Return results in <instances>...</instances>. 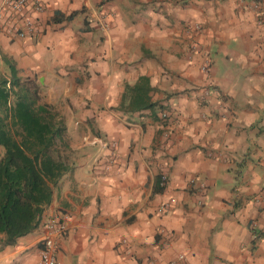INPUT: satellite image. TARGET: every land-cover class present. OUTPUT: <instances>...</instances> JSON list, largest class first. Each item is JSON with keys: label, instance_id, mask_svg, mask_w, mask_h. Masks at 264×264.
<instances>
[{"label": "clouds", "instance_id": "obj_1", "mask_svg": "<svg viewBox=\"0 0 264 264\" xmlns=\"http://www.w3.org/2000/svg\"><path fill=\"white\" fill-rule=\"evenodd\" d=\"M98 2L49 4L66 16L82 7L90 10L79 17L87 16L93 29L83 42L75 29L56 36L38 33L35 46L33 36L25 40L36 60L50 47L47 55L59 57L61 65L81 57L87 62L75 95L65 88L51 100L52 90L41 86L32 93V115L14 125L7 146L0 144V203L6 204L8 185L15 183L34 210L48 209L44 227H56L55 241L37 229L35 244L47 251L42 248L30 264H140L137 257L143 264H219L217 257L239 264L245 255L248 264H264V236L254 253L247 240L250 227L264 229V224H248L258 198L246 200L238 210L231 200L233 188L249 191L236 179L238 172H250V191L264 195V159H258L264 154L239 168L250 147L245 130L264 125V74L252 75L264 63V2L228 0L220 8L186 11L170 6L169 13L175 11L186 25L176 31L156 27V20L168 23L156 12L149 13L153 25L145 31L131 24L124 7L97 8ZM15 11L13 6L5 9L7 15ZM39 15L34 12L29 19ZM245 35L259 43L245 47ZM138 61H143L138 70L125 71ZM14 67L15 57L0 56V69L8 73L9 109L19 101L11 87ZM60 72L66 76L67 68ZM194 87L200 91L177 95ZM153 91L171 96L175 112L168 124L138 116L151 111ZM244 105L257 110L244 112ZM17 150L31 161L39 158L43 184L38 188L15 168L10 176V153ZM192 188L197 191L189 195ZM65 206L73 212L57 211ZM62 218L64 227L78 221L82 230L61 234ZM39 220L36 213L32 223ZM99 220L108 224L104 233L93 227ZM27 246L21 237L15 251L9 246L0 255V264H11Z\"/></svg>", "mask_w": 264, "mask_h": 264}, {"label": "crops", "instance_id": "obj_2", "mask_svg": "<svg viewBox=\"0 0 264 264\" xmlns=\"http://www.w3.org/2000/svg\"><path fill=\"white\" fill-rule=\"evenodd\" d=\"M254 1H258L259 3L264 2V0ZM51 2L52 0H43L44 10L39 16L35 18L37 22V33L35 36H33V46L38 43V39L36 38L38 33L40 35H47L49 31H51L53 36H56L66 31L75 29L77 35L81 39V42L86 40V33L93 31V29L90 28V21L87 16H84L83 19H79V17L84 12H87L90 15V10L86 7H82L80 10H73L70 15L66 16L58 9L50 8L49 4ZM75 2H77V0H69V3ZM251 2H253V0H244V3L246 4ZM2 3L3 0H0V54L7 57H15L16 67L19 69L21 77L29 78L35 81L40 87L43 86V89H51L52 92L49 96V99L54 100L56 96L60 95L65 88L67 89L69 96L75 95L78 89L81 87L82 81L84 79V69L87 67V62L84 60V58L81 57L75 64L64 66L59 62V57L47 55V53L51 52V48L48 47L46 52L43 54L42 59L36 60L32 54L27 51L28 44L25 42L26 38H19L10 31L9 24L6 19V12L1 10ZM227 3L228 0H202V2L201 0H99V2L96 4V7L110 9L112 6L120 5L124 7L131 24L143 28L145 31H150L153 25V17L150 16L149 13L156 12L157 14L164 15L168 21V23L165 24L164 21L156 20V27H164L168 28L169 30L176 31L180 30L181 27H186V25L185 21L180 19V16L177 15L175 11L169 13L170 6L173 9L178 8L180 11H186L189 8H200L203 10L209 6L220 8L222 4ZM30 5L33 6V3L31 2ZM31 6L28 7L27 11L25 12V16L27 17H32L33 13L35 12ZM49 13H52V15H48ZM62 21L66 22L61 24ZM77 25H81V27L77 28ZM104 39H106V37ZM242 39L245 41V47H249L253 43H259V41H251L250 37L247 35L242 37ZM142 63L143 61H138L136 64L126 67L125 71L130 72L133 69L138 70V65ZM34 65H39V67L34 68ZM62 67L67 68L66 76L61 75L60 69ZM262 74H264V63L258 64V66L252 71V75ZM199 91V87H194L192 89H185L184 92L178 93L177 95L190 96L192 92ZM149 99L151 102L148 104V108L151 109V111H143L138 113L139 118L147 122H152L153 118H157L160 123L168 124L169 121L173 119L172 113L175 112V109L169 104L171 96L166 98L163 93L153 91ZM201 103L202 106H207L206 100L202 99ZM242 110L244 112L251 113L256 111L257 108L253 107L252 105H244ZM157 111H159V117H156ZM164 113L167 114L166 120L162 118ZM121 118L123 119V117ZM229 127H231V124H229ZM141 128L145 133H147L148 127L146 123L142 124ZM245 131L246 142L250 144V147L248 149V155L246 159L239 165L240 169L245 168L248 163L253 162V156L257 154H264V125L258 127L254 126L251 130ZM237 135H239V133H237ZM173 159L178 160L179 156H173ZM258 159H264V155L258 156ZM160 175H163V173H160ZM250 175V172L247 175H244L243 172L237 173L236 179L239 180L241 186L249 188V191H238L237 189L233 188L231 200L235 209L238 210L245 206L246 200L257 197L256 213L254 217L248 218V224L260 225L264 224V195L250 191ZM196 191V188H192V191L189 193V195H192V193H195ZM261 191L264 192V189ZM218 199L221 203H228V198L226 197H218ZM57 211L64 212L65 214H71L73 212V208L71 206H65L58 209ZM47 215L48 209L46 208L43 213L41 223L37 228H42L43 234L48 233L47 228L44 227V224L47 222L44 217ZM230 215L234 217L235 211H232ZM228 218V216H225V219ZM135 219L136 217L133 216L132 220ZM235 222L237 224L240 223L239 220H236ZM127 223H131V221H127ZM93 227L99 230L101 233H104L108 228V224H106L104 220H99L94 222ZM37 229H35L32 233L23 236L28 246L24 251H21L14 259L11 260V264H30L32 258L39 254L41 245L35 244V240L38 236ZM72 229H75L77 233H79L82 230V226L78 221H73L68 223L67 232ZM173 232H175V229H173ZM250 233L251 235H249L247 238L249 242V251L254 253L258 248L260 237L264 236V229L250 227ZM159 239L160 237L158 236L157 240ZM16 243L12 245L0 244V255H3L9 246H13L12 250L15 251L14 246ZM241 247H243V245H241ZM233 254L238 256L243 255L239 252H234ZM133 256H136V253H133ZM137 259L140 261V264H143V260L140 257H137ZM148 259L151 260L152 257L148 256ZM217 260L219 264H226V262L220 257H217ZM239 264H248L246 255L242 260L239 261Z\"/></svg>", "mask_w": 264, "mask_h": 264}, {"label": "trees", "instance_id": "obj_3", "mask_svg": "<svg viewBox=\"0 0 264 264\" xmlns=\"http://www.w3.org/2000/svg\"><path fill=\"white\" fill-rule=\"evenodd\" d=\"M4 58L7 56L1 55ZM13 77L11 80L12 90L15 91L19 97L18 106L9 109L7 107L9 100V90L5 88L8 83L6 79L8 73L0 71V144L7 143L15 131L14 125L21 119H27L32 115L33 102L32 93L35 90H40V86L29 78H23L17 67L12 69ZM11 159L9 160V174L12 175V169L15 168L16 172L22 177H26L29 183L38 188L43 184L41 178L42 169L39 166V158L36 161H31L25 154L19 150L15 153H10ZM44 168L49 172L47 161ZM7 202L0 203V244L12 245L23 236L32 233L37 229L41 223L43 213L46 208L32 207V204L25 199L24 192L15 184L8 185ZM36 213L40 214V220L33 224L32 220Z\"/></svg>", "mask_w": 264, "mask_h": 264}, {"label": "built area", "instance_id": "obj_4", "mask_svg": "<svg viewBox=\"0 0 264 264\" xmlns=\"http://www.w3.org/2000/svg\"><path fill=\"white\" fill-rule=\"evenodd\" d=\"M31 2L33 3V6L30 5ZM254 2L259 3L258 1ZM9 6H13L17 9V11H15L12 15L6 14L10 31L22 39L27 38L29 35L35 36L37 33V22L36 20H30V17L25 16V12L27 11L28 7L31 6L35 12L42 13L44 10L43 0H3L1 10L5 12V9H7ZM162 118L166 120L167 114L164 113ZM63 225L64 219L62 218L59 221V230L61 234L67 232V227H64ZM46 228L48 232V240L55 241L56 237L52 235V233L56 231V227L54 226L52 228ZM42 248L47 251V249L44 248V245H41V249ZM177 264H180V262L177 261Z\"/></svg>", "mask_w": 264, "mask_h": 264}, {"label": "rangeland", "instance_id": "obj_5", "mask_svg": "<svg viewBox=\"0 0 264 264\" xmlns=\"http://www.w3.org/2000/svg\"><path fill=\"white\" fill-rule=\"evenodd\" d=\"M0 71H4V70L0 69ZM4 72H6V71H4Z\"/></svg>", "mask_w": 264, "mask_h": 264}]
</instances>
